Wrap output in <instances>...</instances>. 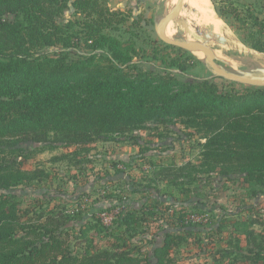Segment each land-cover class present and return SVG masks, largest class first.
<instances>
[{
    "label": "trees",
    "instance_id": "16d2710c",
    "mask_svg": "<svg viewBox=\"0 0 264 264\" xmlns=\"http://www.w3.org/2000/svg\"><path fill=\"white\" fill-rule=\"evenodd\" d=\"M107 1L73 0L79 19L60 24L68 0H0V264H177L173 250L191 235L202 240L185 229L182 206L200 174L264 187V87L239 92L209 80L177 79L168 71L185 72L194 57L150 38L130 12ZM217 12L241 43L264 53V18L251 5L222 0ZM140 61L153 62L159 72L141 69ZM173 120L203 131L199 165L152 159L148 147L138 145L135 130ZM109 135L133 139L138 152L132 158L150 169L119 184L118 195L106 190V211L121 206L113 225L84 221L78 242L85 244L74 252L66 232L73 217L64 207L50 210L45 197L21 207L16 195L3 192L32 186L44 174L23 170L15 146L50 137L79 145ZM162 188L176 209L159 199ZM236 223L229 264H264V233ZM149 232L152 239L141 240L151 243L146 251L132 239Z\"/></svg>",
    "mask_w": 264,
    "mask_h": 264
},
{
    "label": "rangeland",
    "instance_id": "374dc122",
    "mask_svg": "<svg viewBox=\"0 0 264 264\" xmlns=\"http://www.w3.org/2000/svg\"><path fill=\"white\" fill-rule=\"evenodd\" d=\"M72 1L68 0L67 7L57 17L60 24L79 19ZM221 1L209 0V4L218 16L217 9ZM234 1L244 7L251 5L260 17L264 18V0ZM107 2L113 9L130 12V19L138 20V24L150 38L163 43L171 41L173 46L184 48L194 57L196 63L185 72H180L176 68L168 71L177 79L181 81L209 80L216 82L220 89H233L239 92H244L245 87L250 89L259 87L240 81V79L264 77V64L257 62L254 54L247 55L248 53L244 50L243 53H235L232 56L224 52V59H222L211 54L208 46L187 38L181 30L176 29L175 36L169 39L159 33L160 30L163 34V23L170 16L169 14L177 11L175 8L178 6V0H175L170 10L165 6V0H108ZM7 18L11 19V16ZM222 21L224 22L223 19ZM129 24L130 20L125 23L126 26ZM224 24L240 42L230 27L225 22ZM111 32L114 35L118 34L116 30ZM179 43H186L188 46L183 47ZM195 44L206 47L207 51L195 47ZM241 44L245 49L253 50ZM194 52H201V55L197 56ZM151 63L153 62L142 61L140 68L158 71L152 67ZM212 66L219 70L214 71ZM133 135L138 145L148 147L146 155L152 159L173 157L167 162L175 163L176 166H181L187 161L195 165L200 164L199 143L204 141L202 138L204 133L186 126L181 120L149 124L146 129L135 130ZM133 141L128 136L118 135L105 136L93 143L79 145H67L52 137L45 142L23 140L15 146L18 149L15 155L21 161V168L26 171L40 169L44 174L32 186L18 185L3 192L16 195L21 207L29 203L32 198L43 197L50 199L48 203L50 210L57 205L64 207V212L71 213L73 217L66 226V232L69 235V248L75 252L80 245L78 243L85 244L83 241L78 242L80 240L78 226L84 221L97 219L106 226L113 225L112 220L115 219V214L121 206L117 205L111 212L106 211L105 205H108L104 198L106 190L118 195L121 190L119 184L122 185L123 182H129L132 179L139 180L143 175L140 170L149 171L148 162L141 164L139 160L132 158L138 152V146ZM137 165H141L142 169ZM199 177V182L192 184L190 199L182 206L186 211L185 229L194 231L202 237V240L198 242L191 235L185 246L171 252V257L177 264H216L217 261L229 264L235 253L232 245L233 235L238 231L235 230V227H238L236 222L245 223L250 225L251 229L264 233V187H257L254 183H240L232 178L226 179L218 176L216 172L211 174L210 178H207L206 174H200ZM179 180L187 179L180 176ZM160 183L163 186L165 182ZM174 189L178 190V188ZM164 191H166L165 188H162L159 199L164 204H170L171 209H176L178 205L171 204L173 197ZM152 193L155 194L154 191ZM128 198L124 200L125 204ZM93 201L96 202L95 205L92 204ZM238 229L242 230L243 227ZM142 239L151 240L150 232L149 234L141 233L132 239L138 244L141 243L142 249L148 251L151 243L141 241ZM156 240L160 241V236H156Z\"/></svg>",
    "mask_w": 264,
    "mask_h": 264
},
{
    "label": "bare ground",
    "instance_id": "6f19581e",
    "mask_svg": "<svg viewBox=\"0 0 264 264\" xmlns=\"http://www.w3.org/2000/svg\"><path fill=\"white\" fill-rule=\"evenodd\" d=\"M174 2L175 0H165V6L169 7L170 10ZM175 9L177 11L175 13L173 11V14H169L167 20L165 19L164 23L162 22L163 34L158 29L161 35L168 37L167 39L173 38L176 34L175 30L178 29L187 38L208 46L211 54H215L222 59H224V52L233 56V54L243 53L245 50L248 53L247 55L254 54V59L260 64H264V54L245 49L226 28L222 19L209 4V0H182L181 5ZM200 53L194 52L197 56H200Z\"/></svg>",
    "mask_w": 264,
    "mask_h": 264
},
{
    "label": "water",
    "instance_id": "95a60500",
    "mask_svg": "<svg viewBox=\"0 0 264 264\" xmlns=\"http://www.w3.org/2000/svg\"><path fill=\"white\" fill-rule=\"evenodd\" d=\"M181 3H182V0H178V6H180ZM166 42L172 43L171 41H166ZM179 45L180 46H183V47H187L188 46V44H186V43H179ZM194 46L197 47V48L206 50V47H204L202 45L195 44ZM212 69L215 70V71H218L219 70L215 66H212ZM224 75H225V73H224ZM240 81L243 82V83H245V84H247V85L264 87V77L263 78H255V79H247L246 78V79H240Z\"/></svg>",
    "mask_w": 264,
    "mask_h": 264
}]
</instances>
